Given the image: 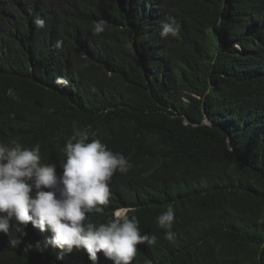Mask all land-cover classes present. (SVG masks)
<instances>
[{
	"label": "trees",
	"instance_id": "obj_1",
	"mask_svg": "<svg viewBox=\"0 0 264 264\" xmlns=\"http://www.w3.org/2000/svg\"><path fill=\"white\" fill-rule=\"evenodd\" d=\"M169 16L177 37L161 36ZM89 125L133 165L91 221L133 206L157 237L132 264H264V0H0V143L60 166ZM26 232L0 233V264H90Z\"/></svg>",
	"mask_w": 264,
	"mask_h": 264
},
{
	"label": "clouds",
	"instance_id": "obj_2",
	"mask_svg": "<svg viewBox=\"0 0 264 264\" xmlns=\"http://www.w3.org/2000/svg\"><path fill=\"white\" fill-rule=\"evenodd\" d=\"M34 23L45 27L39 17ZM105 23L96 22L93 33H102ZM161 29L162 37H177L181 25L169 16ZM95 136L90 125L74 126L62 149L66 160L60 166L45 161L38 144L0 143V233L26 236L28 226L39 236L28 244L32 249L44 252L50 246L57 259L81 253L90 264H132L140 244H156L154 234L141 232L139 220L131 213L136 207H119L104 223L91 221L90 214L103 213L111 205L112 180L128 171L133 174L130 161ZM156 219L158 227L166 230L165 238L173 241L174 207L169 204ZM9 243L16 246L19 241L10 239Z\"/></svg>",
	"mask_w": 264,
	"mask_h": 264
},
{
	"label": "water",
	"instance_id": "obj_3",
	"mask_svg": "<svg viewBox=\"0 0 264 264\" xmlns=\"http://www.w3.org/2000/svg\"><path fill=\"white\" fill-rule=\"evenodd\" d=\"M188 121H189V119H188ZM207 122H209L208 118H207Z\"/></svg>",
	"mask_w": 264,
	"mask_h": 264
},
{
	"label": "bare ground",
	"instance_id": "obj_4",
	"mask_svg": "<svg viewBox=\"0 0 264 264\" xmlns=\"http://www.w3.org/2000/svg\"><path fill=\"white\" fill-rule=\"evenodd\" d=\"M131 30H132V29H131ZM59 253H60V252H59ZM59 253H58V254H59ZM58 254H57V255H58Z\"/></svg>",
	"mask_w": 264,
	"mask_h": 264
}]
</instances>
